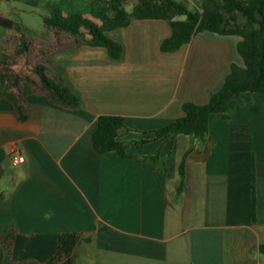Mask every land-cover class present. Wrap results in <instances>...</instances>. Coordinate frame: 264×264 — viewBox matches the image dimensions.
Here are the masks:
<instances>
[{"label":"crops","instance_id":"crops-1","mask_svg":"<svg viewBox=\"0 0 264 264\" xmlns=\"http://www.w3.org/2000/svg\"><path fill=\"white\" fill-rule=\"evenodd\" d=\"M107 33L123 46L119 59L92 45L50 55L80 98L77 108L33 93L19 121L0 85V234L16 229L13 259L46 264L58 235L77 232L73 264H264V94L243 92L229 118L211 114L201 150L187 134L153 133L181 116L184 102L207 103L232 64H243L239 37L203 31L165 52L171 28L161 19ZM102 114L125 117L128 154L159 162L97 152L92 135ZM15 149L23 163L11 161Z\"/></svg>","mask_w":264,"mask_h":264},{"label":"trees","instance_id":"trees-1","mask_svg":"<svg viewBox=\"0 0 264 264\" xmlns=\"http://www.w3.org/2000/svg\"><path fill=\"white\" fill-rule=\"evenodd\" d=\"M77 1H84L87 9H77ZM129 4H132L131 9L127 7ZM47 8V13L41 15L46 32L37 36V43L23 24L12 17L0 16V27L19 32L15 41L0 37L1 97L12 105L19 121L28 118L27 96L33 93L44 94L52 102L65 107H79L80 98L71 91L63 74L56 71L50 55L60 50L92 45L105 47L110 57L119 59L123 46L105 32L125 27L134 19H161L169 24L171 34L160 46L165 52L178 50L203 31L239 37L237 51L243 64H232L222 87L209 95L207 103L184 102L183 114L154 130L155 139L184 133L196 140L197 149L201 150L208 137L211 114L222 113L229 118L235 106L241 103L243 92L264 94V0H203L201 10H191L178 0H59L49 2ZM128 130L125 117L99 115L92 135L94 149L99 153L115 151L122 157L158 163V155L139 157L128 154L127 142L120 139ZM149 141L142 139L140 142ZM192 149L193 146L188 151ZM184 162L185 158L179 168L182 177L179 194L185 188ZM161 168L166 171L165 164ZM251 208L254 217L253 170ZM15 235L14 227L0 234L4 263L39 264L35 260L17 262L13 259ZM79 237L77 232L60 233L57 249L46 264H73V251ZM259 250L264 254V244L259 246Z\"/></svg>","mask_w":264,"mask_h":264},{"label":"rangeland","instance_id":"rangeland-1","mask_svg":"<svg viewBox=\"0 0 264 264\" xmlns=\"http://www.w3.org/2000/svg\"><path fill=\"white\" fill-rule=\"evenodd\" d=\"M28 2H33V0H27ZM45 1V0H44ZM179 2L185 4L189 9L201 10L203 0H178ZM77 9H87L88 5L84 1L76 2ZM128 9L132 8V4H129ZM26 9L25 12L23 9ZM47 5L40 3L38 7L34 8L27 3L15 2L13 0H0V16L12 17L16 21L22 22L27 27V32L33 41L37 43V36L41 33L46 32V27L44 26L42 20V14L47 13ZM106 35L108 34L105 32ZM0 37L8 38L11 41H15L19 37V32L15 29H6L0 27Z\"/></svg>","mask_w":264,"mask_h":264},{"label":"built area","instance_id":"built-area-1","mask_svg":"<svg viewBox=\"0 0 264 264\" xmlns=\"http://www.w3.org/2000/svg\"><path fill=\"white\" fill-rule=\"evenodd\" d=\"M10 158L11 161L13 162V164H19V163H23L25 161V156L19 152H17V150H13L10 154Z\"/></svg>","mask_w":264,"mask_h":264}]
</instances>
